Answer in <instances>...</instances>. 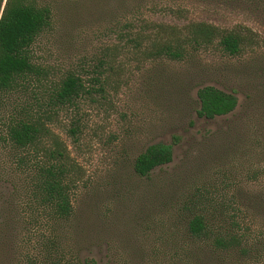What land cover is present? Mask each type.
Wrapping results in <instances>:
<instances>
[{
	"label": "rangeland",
	"instance_id": "1",
	"mask_svg": "<svg viewBox=\"0 0 264 264\" xmlns=\"http://www.w3.org/2000/svg\"><path fill=\"white\" fill-rule=\"evenodd\" d=\"M28 1L49 10L32 60L88 88L97 77L102 91L48 124L78 168L69 216L33 194L35 158L23 169L0 145V264H264V0ZM190 22L238 33L240 49L213 41L151 58L120 38L141 31L143 45L157 24ZM204 86L234 95L233 109L198 116ZM156 143L170 161L136 174L135 157ZM189 199L219 222L223 203L237 207L243 251L188 238Z\"/></svg>",
	"mask_w": 264,
	"mask_h": 264
},
{
	"label": "trees",
	"instance_id": "2",
	"mask_svg": "<svg viewBox=\"0 0 264 264\" xmlns=\"http://www.w3.org/2000/svg\"><path fill=\"white\" fill-rule=\"evenodd\" d=\"M48 19L49 10L45 6L28 0H0V145L12 152L16 164L23 169L29 170L27 163L30 157L35 158L31 176L33 194L42 205L50 206L55 216L63 218L71 213L69 192L73 184L70 183L78 168L48 124L59 111L76 107L83 95L92 90L101 92L102 86L94 77L97 87H85L80 76L72 72L54 79L47 68L32 60L31 45L48 25ZM157 27L155 36L147 44L140 42L141 31H123L120 38L148 57L169 59L181 58L187 45L203 47L213 41L224 52L235 54L242 42L238 33L222 31L205 22L183 26L157 24ZM197 98L196 114L205 118L229 112L236 102L234 95L212 86L198 89ZM75 131V126L68 128L73 137ZM170 159V145L151 144L135 157L133 170L138 175H147L152 168ZM192 203L189 199L185 204L190 211L184 227L188 238L210 242L222 250L243 251L241 244L246 230L236 220L237 207L230 203L228 208H224V203L220 205L219 222L214 216L204 215L201 209L193 210Z\"/></svg>",
	"mask_w": 264,
	"mask_h": 264
}]
</instances>
